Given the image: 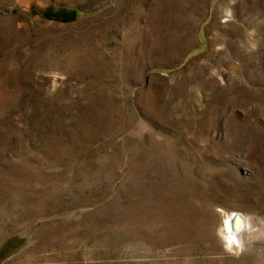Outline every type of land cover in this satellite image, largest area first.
I'll list each match as a JSON object with an SVG mask.
<instances>
[{"label":"rangeland","instance_id":"obj_1","mask_svg":"<svg viewBox=\"0 0 264 264\" xmlns=\"http://www.w3.org/2000/svg\"><path fill=\"white\" fill-rule=\"evenodd\" d=\"M0 264H264V0H0Z\"/></svg>","mask_w":264,"mask_h":264},{"label":"water","instance_id":"obj_2","mask_svg":"<svg viewBox=\"0 0 264 264\" xmlns=\"http://www.w3.org/2000/svg\"><path fill=\"white\" fill-rule=\"evenodd\" d=\"M238 219L240 220V222L238 224H236V221ZM242 225H243V221L241 219V216L239 214H237V213L232 214V216L230 218V226H231V229L233 231H236V232L239 233L241 231V229H242ZM227 231H228V233H232V232H230L229 229H227Z\"/></svg>","mask_w":264,"mask_h":264},{"label":"bare ground","instance_id":"obj_3","mask_svg":"<svg viewBox=\"0 0 264 264\" xmlns=\"http://www.w3.org/2000/svg\"><path fill=\"white\" fill-rule=\"evenodd\" d=\"M241 219H242V217H241ZM242 221H243V223H244V220L242 219ZM240 222V220L238 219L237 221H236V224H238ZM227 229H229L230 230V232H232V233H229L230 234V236H231V240L232 241H234V243H238L239 242V238L241 237V231L238 233V232H236V231H233L232 229H231V226H230V219H228V222H227ZM243 226V228H244V224L242 225Z\"/></svg>","mask_w":264,"mask_h":264}]
</instances>
